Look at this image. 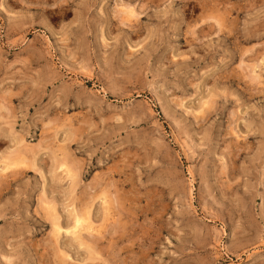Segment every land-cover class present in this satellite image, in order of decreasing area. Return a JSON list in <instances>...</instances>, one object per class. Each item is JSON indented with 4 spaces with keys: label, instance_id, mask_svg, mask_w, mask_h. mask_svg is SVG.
<instances>
[{
    "label": "rangeland",
    "instance_id": "374dc122",
    "mask_svg": "<svg viewBox=\"0 0 264 264\" xmlns=\"http://www.w3.org/2000/svg\"><path fill=\"white\" fill-rule=\"evenodd\" d=\"M0 264H264V0H0Z\"/></svg>",
    "mask_w": 264,
    "mask_h": 264
},
{
    "label": "bare ground",
    "instance_id": "6f19581e",
    "mask_svg": "<svg viewBox=\"0 0 264 264\" xmlns=\"http://www.w3.org/2000/svg\"><path fill=\"white\" fill-rule=\"evenodd\" d=\"M210 102V101H209ZM64 160V159H63ZM10 164V163H9ZM14 164V163H13ZM65 164L64 163H62L61 164V166H64ZM72 190H74V189H72ZM71 198V197H70ZM72 199V198H71ZM73 200V199H72ZM71 200V201H72ZM70 201V202H71ZM52 211V210H51ZM53 212H55V214H56V210L55 211H53ZM91 212V211H90ZM74 215V214H73ZM55 219V221L57 222V224H55L57 227H58V229H60L61 230V225L59 224V217H58V215L56 214V217L54 218ZM74 219H75V225L72 227V229L70 228V231H69V233L70 234H73V235H75L76 233H77V230H79L80 228H83V226H84V224L87 222V219H86V217H84V215L82 214V215H80L79 213L78 214H76V215H74ZM54 221V222H55ZM55 225H54V227H55ZM70 227V226H69ZM67 229V228H66ZM61 232V231H60ZM77 239H79L78 237H76ZM78 241V240H77ZM81 241V240H80ZM82 247H86L87 249H90L91 248V246H89V247H87L84 243H79ZM94 247V246H93ZM90 257V256H89Z\"/></svg>",
    "mask_w": 264,
    "mask_h": 264
}]
</instances>
